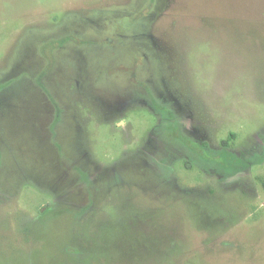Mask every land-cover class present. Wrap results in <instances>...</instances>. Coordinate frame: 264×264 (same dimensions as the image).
I'll list each match as a JSON object with an SVG mask.
<instances>
[{
    "label": "rangeland",
    "instance_id": "obj_1",
    "mask_svg": "<svg viewBox=\"0 0 264 264\" xmlns=\"http://www.w3.org/2000/svg\"><path fill=\"white\" fill-rule=\"evenodd\" d=\"M0 264H264V0H0Z\"/></svg>",
    "mask_w": 264,
    "mask_h": 264
}]
</instances>
